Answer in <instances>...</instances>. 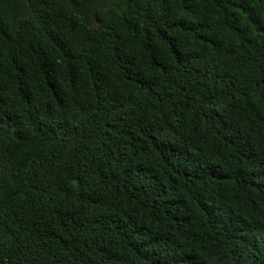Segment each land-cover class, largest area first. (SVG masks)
<instances>
[{
  "label": "trees",
  "instance_id": "trees-1",
  "mask_svg": "<svg viewBox=\"0 0 264 264\" xmlns=\"http://www.w3.org/2000/svg\"><path fill=\"white\" fill-rule=\"evenodd\" d=\"M0 264H264V0H0Z\"/></svg>",
  "mask_w": 264,
  "mask_h": 264
}]
</instances>
